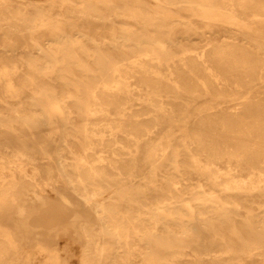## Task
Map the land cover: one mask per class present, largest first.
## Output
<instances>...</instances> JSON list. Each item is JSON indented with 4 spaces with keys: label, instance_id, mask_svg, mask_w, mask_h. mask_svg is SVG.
Masks as SVG:
<instances>
[{
    "label": "bare ground",
    "instance_id": "bare-ground-1",
    "mask_svg": "<svg viewBox=\"0 0 264 264\" xmlns=\"http://www.w3.org/2000/svg\"><path fill=\"white\" fill-rule=\"evenodd\" d=\"M150 1L0 0V264H70L23 246L70 202L38 155L95 213L77 264H264V0Z\"/></svg>",
    "mask_w": 264,
    "mask_h": 264
},
{
    "label": "rangeland",
    "instance_id": "rangeland-1",
    "mask_svg": "<svg viewBox=\"0 0 264 264\" xmlns=\"http://www.w3.org/2000/svg\"><path fill=\"white\" fill-rule=\"evenodd\" d=\"M18 3H41L47 0H15ZM75 2L79 0H74ZM151 4V1L148 0ZM222 33V29L218 28ZM220 35V34H219ZM193 45L199 44V40H194ZM164 74L167 73L165 68H162ZM264 85V82H258ZM28 95L27 97H29ZM209 99L207 97H199L192 103V109L197 102V105L204 104ZM209 103V101H208ZM54 143L49 144L50 149H54ZM141 163L138 168V179L143 177L149 169V160L146 158V154H141ZM37 162L44 166L45 173L52 174L55 185L60 187L67 193L70 202H64L63 200H51L48 198L38 200L32 197L29 201L30 206L24 214V227H23V246L29 247L34 239H42L48 244L58 248L65 259L70 264H77L72 257L75 255V245L79 241V226L88 221L90 226L97 224L95 213L91 207L85 206L83 200L73 194L68 187L59 181L57 171L54 164L50 161L42 159L40 155L37 156ZM148 167V168H147ZM46 200V201H45ZM45 201V203H44ZM91 209V210H90ZM13 225V220L10 221ZM76 227V229L74 228ZM78 231V232H77ZM189 251V250H188ZM26 252L22 248L18 251L16 256L19 262L25 256ZM245 264H261L260 257L247 258Z\"/></svg>",
    "mask_w": 264,
    "mask_h": 264
}]
</instances>
